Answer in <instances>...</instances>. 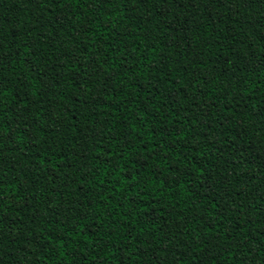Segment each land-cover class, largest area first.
Instances as JSON below:
<instances>
[{
	"label": "trees",
	"instance_id": "trees-1",
	"mask_svg": "<svg viewBox=\"0 0 264 264\" xmlns=\"http://www.w3.org/2000/svg\"><path fill=\"white\" fill-rule=\"evenodd\" d=\"M0 264H264V0H0Z\"/></svg>",
	"mask_w": 264,
	"mask_h": 264
}]
</instances>
